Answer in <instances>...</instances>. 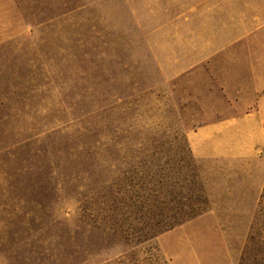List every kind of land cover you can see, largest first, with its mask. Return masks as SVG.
<instances>
[{"label": "rangeland", "instance_id": "374dc122", "mask_svg": "<svg viewBox=\"0 0 264 264\" xmlns=\"http://www.w3.org/2000/svg\"><path fill=\"white\" fill-rule=\"evenodd\" d=\"M255 79L264 0H0V264H237L250 236L264 250V153L196 159L187 143ZM192 189L206 212L133 248L148 216L133 207Z\"/></svg>", "mask_w": 264, "mask_h": 264}, {"label": "crops", "instance_id": "0c3cea01", "mask_svg": "<svg viewBox=\"0 0 264 264\" xmlns=\"http://www.w3.org/2000/svg\"><path fill=\"white\" fill-rule=\"evenodd\" d=\"M2 1L9 6L14 4V0ZM244 83L255 86L256 93L238 100L239 114L204 124L187 134L194 158H248L264 153V79Z\"/></svg>", "mask_w": 264, "mask_h": 264}, {"label": "trees", "instance_id": "16d2710c", "mask_svg": "<svg viewBox=\"0 0 264 264\" xmlns=\"http://www.w3.org/2000/svg\"><path fill=\"white\" fill-rule=\"evenodd\" d=\"M1 149L2 148H0V151ZM7 149L8 146L4 147L2 150ZM7 155L12 154L7 152ZM192 191L193 193L190 194L192 196H190V200L186 204L179 201L176 203L164 201L154 202V200L149 199L148 203L144 202L141 206H134L133 208L135 209H132V214L140 212L148 216H144L139 228L135 226L132 227V232L129 234L131 236L128 237L129 235L127 234L126 240L131 243L134 248L139 244L150 242L155 239L158 234L170 230L177 225H181L206 212L207 203L202 197V191L200 189H192ZM148 192L150 197L155 194L160 196V191L158 190L148 189ZM193 198L198 199L196 201L193 200ZM133 223L135 224L134 220ZM254 243V238L250 236L249 239H247L245 248L241 251L237 264H264V250L258 251L253 249L251 245L254 246ZM158 255H156V258L161 264H168L165 259H162L160 255L158 257ZM160 259L162 260L160 261Z\"/></svg>", "mask_w": 264, "mask_h": 264}]
</instances>
